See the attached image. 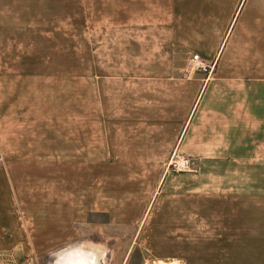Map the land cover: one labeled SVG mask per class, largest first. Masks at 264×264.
Here are the masks:
<instances>
[{"label":"rangeland","instance_id":"rangeland-1","mask_svg":"<svg viewBox=\"0 0 264 264\" xmlns=\"http://www.w3.org/2000/svg\"><path fill=\"white\" fill-rule=\"evenodd\" d=\"M55 38L51 45L33 43L39 53L49 46V59L32 68L8 66L18 78H0V209L12 204L29 234L32 209L40 212L39 253L30 240L17 242L13 251L29 255L0 256V264L67 257L82 264L96 257L99 264H264V242L251 241L264 236V205L250 201L264 192V162L203 164L180 173L167 170L175 154L164 164L128 162L126 138L113 135L143 113L144 100L129 98L123 79L142 68L115 65L113 52L95 50L93 34L88 51L80 43L68 50L65 36ZM17 120V135L25 131L33 145L12 144L21 143L8 136ZM242 188L253 193L244 206L208 203L221 190ZM64 225L70 236H56ZM224 235L239 240L224 242ZM242 246L249 252L244 259Z\"/></svg>","mask_w":264,"mask_h":264},{"label":"crops","instance_id":"crops-1","mask_svg":"<svg viewBox=\"0 0 264 264\" xmlns=\"http://www.w3.org/2000/svg\"><path fill=\"white\" fill-rule=\"evenodd\" d=\"M91 34L95 50L113 52L115 65L142 68L123 79L128 97L144 100L138 108L143 113L133 122L129 117L125 133L113 135L126 138L128 162L164 164L174 154L190 158L196 168L264 162V0H0V78H18L8 66L32 68L49 59L50 47L39 53L33 43L55 44L61 35L68 50L80 43L88 51ZM195 54L212 67L208 77L191 69ZM18 122L10 124L8 136L21 143L12 144L33 145L25 131L17 135ZM249 194L247 188L228 189L207 200L244 206ZM259 195L250 201L264 205V192ZM39 218L32 209L29 234L12 204L0 209V256H28L13 247L29 240L32 253H39ZM55 231L70 236L71 226ZM235 237L228 241L237 242ZM220 239L226 242L227 236ZM251 241L264 242V236ZM93 247L102 257V248ZM238 253L244 259L249 252L242 246ZM77 259L55 264L83 263ZM92 264H99L97 257Z\"/></svg>","mask_w":264,"mask_h":264},{"label":"built area","instance_id":"built-area-1","mask_svg":"<svg viewBox=\"0 0 264 264\" xmlns=\"http://www.w3.org/2000/svg\"><path fill=\"white\" fill-rule=\"evenodd\" d=\"M191 69L205 75H209L212 71V67L206 66L197 54L191 57ZM193 169H195V167L191 159L185 157L173 156L167 164V170L172 173L187 172Z\"/></svg>","mask_w":264,"mask_h":264},{"label":"bare ground","instance_id":"bare-ground-1","mask_svg":"<svg viewBox=\"0 0 264 264\" xmlns=\"http://www.w3.org/2000/svg\"><path fill=\"white\" fill-rule=\"evenodd\" d=\"M162 264V263H161Z\"/></svg>","mask_w":264,"mask_h":264}]
</instances>
